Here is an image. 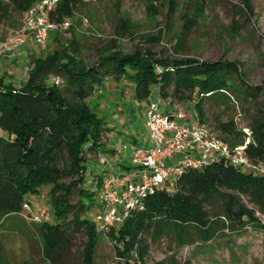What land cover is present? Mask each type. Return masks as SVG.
<instances>
[{"label": "trees", "instance_id": "trees-1", "mask_svg": "<svg viewBox=\"0 0 264 264\" xmlns=\"http://www.w3.org/2000/svg\"><path fill=\"white\" fill-rule=\"evenodd\" d=\"M33 1L0 0V20L13 13L23 16ZM82 1L59 0L50 19L72 16ZM242 9L249 20L252 8L246 0ZM68 49L70 54L53 47L43 58L31 61L22 81L15 82L4 73L0 76V224L6 216L20 215L24 202L34 213L42 207L46 208L44 214L49 210V216L43 214L39 221L31 222L39 225L44 256L51 264H59L60 252L79 226L86 232L82 264H93V253L103 235L121 264H146L147 237L151 241L165 237L185 246L211 240L228 227L251 225L264 233V224L254 223L252 209L241 201L245 197L264 212V174L243 171L219 157L200 168H183L169 184L166 180L146 195L140 209L131 211L107 232L96 227L87 216L102 177L96 173L87 180L90 172L86 168L92 158L88 153L104 149L101 138L109 126L107 116L92 111L86 98L105 78L127 80L132 98L138 101L153 93L161 98L185 96L192 100L199 122H204L205 100L225 95L251 97L257 87L243 81L235 60L167 56L144 47L127 54L103 49L96 61L86 66L77 59L76 44H69ZM49 75L59 77L63 85L48 80ZM263 125L264 121L250 126L251 137L245 146L246 155L255 162L264 160ZM215 128L227 141L228 136H236L230 121L216 123ZM131 143L142 145L135 139ZM44 186H48L46 199L34 211L28 196L41 197ZM72 194L77 196L73 204L69 202Z\"/></svg>", "mask_w": 264, "mask_h": 264}, {"label": "rangeland", "instance_id": "rangeland-1", "mask_svg": "<svg viewBox=\"0 0 264 264\" xmlns=\"http://www.w3.org/2000/svg\"><path fill=\"white\" fill-rule=\"evenodd\" d=\"M243 1L83 0L72 16L63 18L68 26L50 33L44 48L37 47L26 37L20 48L10 54H0V76L4 73L15 82L22 81L31 61L43 58L53 47L70 54L68 45L71 43L77 45V59L86 66L93 64L103 49L127 54L134 48L144 47L167 56L235 60L239 63L243 81L250 87H257V90L251 97L248 94L240 98L225 95L205 100L202 105L204 123L227 144L246 146L251 137L250 126L264 121V0H246L252 8L249 20L242 9ZM84 18L85 24L82 21ZM22 20L23 16L17 13L8 19H1L0 40L12 35L21 26ZM154 37L158 39H150ZM48 80H53L58 86L63 85L59 77L49 75ZM237 85L240 91L243 90V86ZM192 99H195L194 95ZM144 101L132 98L131 85L127 80L111 77L105 78L101 86L86 98L92 111L107 116L109 126V131L101 138L104 149L88 153L92 158L87 161L86 171L90 172L87 180L95 177L96 173L101 177L115 178L117 185L126 180V167H130L129 145H133L131 140L150 145L142 126ZM159 104L161 109L180 110L186 119L197 120L192 100L185 96L159 97ZM229 121L236 136H228L230 141H227L220 136L215 124ZM262 129L264 131V125ZM257 162L264 165V160ZM167 182L169 184L171 178ZM47 189L48 186L40 189L41 197L28 196L34 211L36 205L45 201ZM241 198L243 204L252 209L254 223L264 224V212H260L245 197ZM76 200L77 196L72 194L69 202L73 204ZM98 210L96 195L87 216L96 227L95 214ZM48 213L49 210H46L43 217L49 216ZM67 217L70 218V215ZM31 220L23 212L2 220L0 264H51L44 256L39 225ZM110 227L113 226L102 230L107 232ZM145 241L148 245L146 264L160 260L163 264H264V233L259 227L251 225L223 228L211 240L185 246H178L165 237L156 241L147 237ZM85 242L86 232L79 226L72 232L67 248L60 252L59 264H82ZM118 263L122 261L114 256L110 241L103 235L93 253V264Z\"/></svg>", "mask_w": 264, "mask_h": 264}, {"label": "built area", "instance_id": "built-area-1", "mask_svg": "<svg viewBox=\"0 0 264 264\" xmlns=\"http://www.w3.org/2000/svg\"><path fill=\"white\" fill-rule=\"evenodd\" d=\"M58 1L34 0L25 10L21 26L0 40V54H10L20 48L26 37L44 48L52 31L65 29L69 24L65 19H50ZM82 21L86 23L85 18ZM143 127L150 145H129L130 169L126 180L117 185L116 179L110 176L101 179L97 192L99 210L95 214L100 229L115 226L131 211L140 209L146 195L167 179H173L183 168H200L214 155L256 174H264V165L248 158L245 145L229 146L206 123L190 121L180 110L161 109L157 95L144 101ZM41 209L34 213L24 202L21 214L39 221L46 208Z\"/></svg>", "mask_w": 264, "mask_h": 264}, {"label": "crops", "instance_id": "crops-1", "mask_svg": "<svg viewBox=\"0 0 264 264\" xmlns=\"http://www.w3.org/2000/svg\"><path fill=\"white\" fill-rule=\"evenodd\" d=\"M129 168V167H128ZM129 170V169H128Z\"/></svg>", "mask_w": 264, "mask_h": 264}]
</instances>
